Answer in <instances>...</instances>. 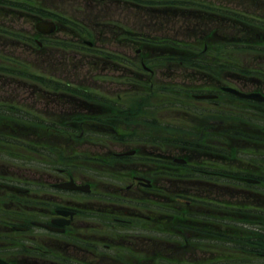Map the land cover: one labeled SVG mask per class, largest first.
Segmentation results:
<instances>
[{
  "label": "flooded vegetation",
  "instance_id": "flooded-vegetation-1",
  "mask_svg": "<svg viewBox=\"0 0 264 264\" xmlns=\"http://www.w3.org/2000/svg\"><path fill=\"white\" fill-rule=\"evenodd\" d=\"M5 1L0 19L14 22L0 25V40L26 38L42 59L90 64L52 55L58 64L35 67L12 49V63L0 64V264H264V32L245 34L255 61L231 84L255 97L244 98L223 92L219 79L189 94L156 81L175 65L145 63L178 51L152 49L150 36L137 42L115 26L128 9L168 21L264 25V0H71L124 11L122 21L100 18L122 31L114 38L121 46L109 50L63 22L80 21L62 7L29 0L46 14L37 16ZM15 19L30 30L15 28ZM39 20L56 31L38 33ZM65 41L74 47L62 49ZM79 68L92 80L80 81ZM154 108L183 114L161 122Z\"/></svg>",
  "mask_w": 264,
  "mask_h": 264
},
{
  "label": "rangeland",
  "instance_id": "rangeland-1",
  "mask_svg": "<svg viewBox=\"0 0 264 264\" xmlns=\"http://www.w3.org/2000/svg\"><path fill=\"white\" fill-rule=\"evenodd\" d=\"M40 2H45L47 1V8H49L50 10H53L52 12L58 11V9H60V7H62V9L67 12V13H71V15L73 17H75V19L79 20L80 22H82L84 25H86L90 31L91 34H93V38H95L96 42L98 45H101V42H99L100 38H103L105 41H103L102 43V47H105L104 49H111V48H119V46H121V44L116 43V41L114 40V38L116 37L115 34L116 33H120V30H115L113 26L111 25H105L103 23L102 20H100V18L102 17H111L114 20H120L122 21L123 16H124V11L123 13H121V11L119 10V8L116 5L112 6L110 5H106L104 7L100 6V7H95L92 5H87L85 7L82 6H76L77 4L82 5V3L79 0H75L78 1V3H76V5L74 4V7L71 6V0H38ZM70 2V4H69ZM73 4V3H72ZM1 13V11H0ZM127 16H126V20H124L123 23H118L115 26H121L124 29L129 30L130 32L136 33L138 35L142 34V35H158V34H162L164 33L165 35H171L174 34V36L179 35V34H187L190 32V34L193 36L195 34V36L200 35L201 33H206V32H216L218 35L222 36V37H227V36H231V34L235 33L234 37L235 39H237L238 34H237V30L235 29V31H229L226 30L224 28L221 27V24H209V25H204V24H194L192 22L190 23H186L184 22L183 19H177V18H182L181 16H176L175 20H171L168 21V19L164 18L162 19L160 17V15H158L156 12H152L151 10L148 9H140V10H127ZM176 15H180V14H176ZM19 17H16L19 20ZM16 20V19H15ZM16 20L15 22H17L16 24H13L15 28L17 27H21L25 30H30V25L28 23H26L24 20H20L18 21ZM8 22L13 23L14 21H12L11 19H7V18H3L0 19V25H4V26H9ZM102 22V23H101ZM13 25L10 24L11 28H13ZM204 26V29H202V27ZM211 26V27H209ZM170 32L172 34L167 33ZM189 31V32H188ZM107 39H112V40H107ZM90 40V39H89ZM9 39H1L0 42H7L8 43ZM123 46L125 45L122 44ZM1 46V44H0ZM138 46L134 45V48H137ZM3 53L7 52L5 49L0 50ZM12 52V51H9ZM59 52V51H58ZM26 53V50L23 49L22 51V55L18 56V60H21L24 63H28V65L30 66H43L46 63H50V59L51 58H55L56 62H53L55 64H58V59L57 58H65L66 61H69V63H66L64 61V64H70V65H82V64H90L82 62V61H76L74 59H72L69 56L63 57L62 55H58V54H53L52 55L56 56H52L49 55V59H46L47 56H45L43 59L41 57V53H38L37 56L34 55L31 56L28 53ZM65 54V52H63ZM44 55H47V52L43 53ZM224 61H227V63H229V66H238V68L240 70H245L246 68L250 67L254 61L255 58L253 57V54H249V50L244 48V49H235V51H230L229 55L223 58ZM90 62V60H89ZM228 68H232V67H228ZM227 68V70L224 71L223 77H233L235 76V73L232 72L231 70H229ZM63 69V68H62ZM79 77L78 79L84 83L92 80L91 77V72H87L85 69L83 68H79ZM32 71H34L35 73H37V69H32ZM39 71V70H38ZM40 72V71H39ZM242 74H246V72L240 71ZM66 73V72H65ZM72 73V72H69ZM160 75V74H159ZM178 75V74H176ZM155 80H159V81H163L164 79L159 76V78L155 75ZM175 81H180V80H175ZM184 83V82H183ZM188 83V82H187ZM98 86H100L98 84ZM105 90V89H103ZM108 91V90H105ZM111 93H115V90H112ZM167 95V94H164ZM150 110V109H149ZM152 111V110H150ZM152 113H154L155 115L159 114L156 118H158L159 121L164 122L163 120H167L168 117L171 115L173 117H182V111L181 110H175L173 112H161V109H157L154 108ZM180 125H176L173 126L174 128L178 127ZM182 129L180 130H176L177 133V139L176 142L181 144L183 143V133H182ZM181 142V143H180Z\"/></svg>",
  "mask_w": 264,
  "mask_h": 264
},
{
  "label": "trees",
  "instance_id": "trees-1",
  "mask_svg": "<svg viewBox=\"0 0 264 264\" xmlns=\"http://www.w3.org/2000/svg\"><path fill=\"white\" fill-rule=\"evenodd\" d=\"M6 6H11L15 8L16 10H23L27 11L29 13H32L37 16H45V12L40 9L39 7L35 6L34 4H31L29 0H8L5 1ZM29 2V3H28ZM193 8L196 9H201L202 7L199 6L198 4L193 5ZM198 13H200L198 11ZM227 14L225 13V16ZM234 16V15H233ZM194 20V19H192ZM198 24H202L197 19L194 20ZM63 22L67 23L70 27L73 29L76 28L78 32L84 34L87 33V30L81 26V25H76L75 23L72 24V20L68 18H63ZM206 25V23H204ZM221 27L232 31L235 30V25L233 24H221ZM204 28V26L202 27ZM75 30V29H74ZM9 31H4V33H7ZM3 33V32H2ZM195 36V34H194ZM202 41V42H201ZM26 40L21 37H15L7 42H0L3 46L9 47V48H20L24 49L25 47L21 45L20 43H24ZM206 43L207 48L209 50V54H212L211 56H202L200 55L201 53H195L193 52L192 57H185V56H177L175 60L169 61L171 63H174L176 68H178L179 75L178 80L181 81H190V82H198V81H209L212 79H217V74L221 72L224 74V71L231 70L232 72L235 73V66H229V63L227 61H224V57L229 55L230 51H235V45H230L227 42L223 40H215L213 35H209L206 38H201V37H195V39L192 40V47L191 49L193 50H200L202 51V45ZM58 45V44H57ZM62 49H70L73 46L67 42H63L62 44L59 45ZM167 47H174L178 51V55H184V52L187 50V46L184 44L183 41H176L174 46L171 44H166ZM196 56L198 58H196ZM199 56H202L199 57ZM9 58L5 59L1 64H10L12 63L11 61L8 60ZM205 59V60H204ZM2 72H6L3 69H0ZM238 71V70H237ZM225 79V77H223ZM229 78L228 76L226 79ZM232 78L235 79V76ZM233 79V80H234Z\"/></svg>",
  "mask_w": 264,
  "mask_h": 264
},
{
  "label": "water",
  "instance_id": "water-1",
  "mask_svg": "<svg viewBox=\"0 0 264 264\" xmlns=\"http://www.w3.org/2000/svg\"><path fill=\"white\" fill-rule=\"evenodd\" d=\"M35 28L40 33H46V32L49 33V32H52L55 27L53 26L52 23L38 22L36 23ZM225 90L235 94V90L233 89L225 88ZM201 97H204V96H201Z\"/></svg>",
  "mask_w": 264,
  "mask_h": 264
}]
</instances>
